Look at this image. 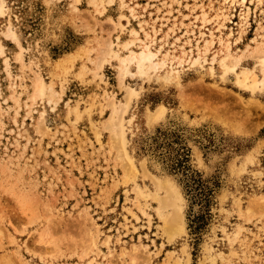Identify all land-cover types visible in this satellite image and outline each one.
Instances as JSON below:
<instances>
[{
    "label": "rangeland",
    "instance_id": "374dc122",
    "mask_svg": "<svg viewBox=\"0 0 264 264\" xmlns=\"http://www.w3.org/2000/svg\"><path fill=\"white\" fill-rule=\"evenodd\" d=\"M138 38L177 71L120 76ZM0 42V264H264V85L237 81L264 77V0H4ZM130 87L120 145L106 125ZM166 176L172 239L138 195Z\"/></svg>",
    "mask_w": 264,
    "mask_h": 264
},
{
    "label": "bare ground",
    "instance_id": "6f19581e",
    "mask_svg": "<svg viewBox=\"0 0 264 264\" xmlns=\"http://www.w3.org/2000/svg\"><path fill=\"white\" fill-rule=\"evenodd\" d=\"M229 2H235L236 0H227ZM244 0H241L243 2ZM4 11V0H0V13H3ZM117 23L121 26H123V23L118 20ZM4 34L9 37L10 39L15 40L19 44V50L17 52V58H22V48L23 46L19 43V39L17 36L16 31L12 28V26L9 24L6 28V30L3 31ZM139 47L140 49L138 51H135L134 49H130V54L124 58H120V76L125 75L126 73L131 72L130 65L132 63L135 64L136 70L140 74H146L150 69L156 70L159 67H166L168 66V63L170 62V67L166 69V75H171L177 71L175 69L176 67L173 66L172 63H174L171 59L167 58L165 55L161 58V60H158V53L160 52V48L156 49L155 51L150 49L149 44H147L142 39H139ZM133 40L127 41L124 43L125 46H128L129 43H132ZM161 47V46H160ZM228 50V48L226 49ZM264 51V50H263ZM205 52V51H204ZM4 53V46L0 42V54ZM228 53V52H227ZM226 53L225 56L221 58V65L224 68H230L234 69L237 61L234 60V62L231 65H228L226 63L225 58L229 55ZM199 56L192 59V62H196L198 60ZM169 60V62L167 61ZM4 61L7 63V57L4 58ZM178 64H180V60L176 61ZM259 62L264 68V52L261 56H259ZM176 66V65H175ZM264 71V70H263ZM237 81L241 84H244L246 86H249L251 88L262 84L264 85V77L262 79H259L256 77V75H249V72L246 70H243L240 75L237 77ZM47 90L50 92V94L47 93ZM134 88H127L126 92V102L122 104L120 108H117L115 105L112 104V109L108 118V124L106 125L113 131L114 138L116 137L118 140L117 142L122 145L125 142V126L123 123V115L122 113L126 111V107L128 105L129 99L131 94L135 93ZM58 91L53 90L51 83H47L42 75L37 73V76L34 81V87L32 96H40L43 98L45 95H47V101H52L53 104H55L57 101L53 99L54 95L57 94ZM164 110L163 104H158L155 110H150L148 112L147 118L149 121L156 119L160 116V114ZM154 121V120H153ZM129 158V164L130 169H132V162L131 158ZM125 179L128 178V172L125 175ZM153 189L148 191H142L138 189V195L143 197L144 199H147L148 197H151L155 202L156 205L153 206L157 217L160 221V227L162 228L163 232L166 234L168 239H172L175 234L180 233L185 230L184 225V219H183V207H184V197L181 193V190L179 186L175 183L173 179L170 177H164L153 180ZM139 188V187H137ZM141 210L143 213L148 214V212L141 207ZM236 235V233H235ZM185 264H189L188 259L186 258Z\"/></svg>",
    "mask_w": 264,
    "mask_h": 264
}]
</instances>
